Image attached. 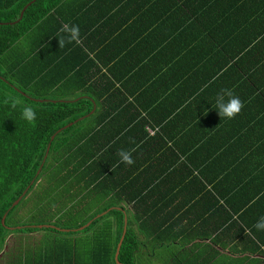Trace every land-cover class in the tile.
<instances>
[{
  "label": "trees",
  "instance_id": "obj_1",
  "mask_svg": "<svg viewBox=\"0 0 264 264\" xmlns=\"http://www.w3.org/2000/svg\"><path fill=\"white\" fill-rule=\"evenodd\" d=\"M30 1L0 0V264H264V0ZM33 189L85 228L9 223Z\"/></svg>",
  "mask_w": 264,
  "mask_h": 264
},
{
  "label": "clouds",
  "instance_id": "obj_2",
  "mask_svg": "<svg viewBox=\"0 0 264 264\" xmlns=\"http://www.w3.org/2000/svg\"><path fill=\"white\" fill-rule=\"evenodd\" d=\"M59 48H63L66 44L78 43L80 39V28L76 24H65L59 30ZM20 103L18 100L12 102V107L15 108ZM245 107L244 102L231 89H221L215 97V109L220 118L234 119L238 116ZM21 118L26 120L29 124H34L37 115L36 110L31 106H23L21 110ZM135 149H121L117 155L120 157V162L128 166L135 163L133 159V152ZM253 227L257 231H264V216L259 217Z\"/></svg>",
  "mask_w": 264,
  "mask_h": 264
},
{
  "label": "rangeland",
  "instance_id": "obj_3",
  "mask_svg": "<svg viewBox=\"0 0 264 264\" xmlns=\"http://www.w3.org/2000/svg\"><path fill=\"white\" fill-rule=\"evenodd\" d=\"M51 97H55L54 94L50 95ZM49 180V178H48ZM48 184V183H47ZM45 184V185H47ZM42 185V184H40ZM35 191L34 189L31 190L30 195L26 196V198L19 204V206L16 208V210L11 214L10 219H9V223L11 224H15V222H35L37 220H46V221H51L52 224L57 223L58 225L62 226V227H66V229L69 228H78L80 229V224L86 222V220L91 218V214L92 212H90V208L86 207V206H81V204H79L76 209L72 210V211H61L60 214L55 215V211L58 210L59 206L53 204V203H49V205H46V212H44L43 214L41 213L42 209L40 208L41 204H43V201L41 200L40 194L41 193H37V192H33ZM62 206V205H61ZM104 208V207H103ZM104 210V209H101ZM41 217V218H40ZM97 228V226L93 227L91 230H89L88 233H79V234H75L73 237L76 238H83L85 237L87 234L91 235L94 230ZM47 232L45 231H41V232H37L34 233V237L35 235L38 237H41V234H45ZM14 234V233H13ZM45 236V235H44ZM13 237V235L10 237V239ZM35 239H37V237H35ZM144 264H148V263H144Z\"/></svg>",
  "mask_w": 264,
  "mask_h": 264
},
{
  "label": "water",
  "instance_id": "obj_4",
  "mask_svg": "<svg viewBox=\"0 0 264 264\" xmlns=\"http://www.w3.org/2000/svg\"><path fill=\"white\" fill-rule=\"evenodd\" d=\"M35 1H36V0H32V1H30V2L24 7V9H23V11H22V13H21V16H20V18H19L18 20H20V19L22 18L23 14H24V11L26 10L27 6H29L30 4H32V3L35 2ZM18 20H17V21H18ZM72 124H73V122H70V123H68L65 127L71 126ZM65 127H64V128H65ZM60 130H61V129H60ZM54 138H55V135H53V136L51 137V141H52ZM50 146H51V143H50L49 146H48V151L50 150ZM22 197H23V195H22L21 197H19V198L15 201V203L13 204V206H15L17 203H19V201L21 200ZM6 217H7V213H6V214L3 216V218H2V222H3L4 224H5V221H6ZM126 224H127V218H125V228H124L123 235H122V237H121V239H120V242H119V244H118V247H117V252H116V255H115L116 259H118V257H119L120 248H121V245H122V243H123L124 237H125L126 232H127ZM39 226H42V225H39ZM85 226H86V225L81 226L80 229L85 228ZM8 227H9V228H12L11 226H8Z\"/></svg>",
  "mask_w": 264,
  "mask_h": 264
},
{
  "label": "crops",
  "instance_id": "obj_5",
  "mask_svg": "<svg viewBox=\"0 0 264 264\" xmlns=\"http://www.w3.org/2000/svg\"><path fill=\"white\" fill-rule=\"evenodd\" d=\"M162 258H168L167 255H163Z\"/></svg>",
  "mask_w": 264,
  "mask_h": 264
},
{
  "label": "bare ground",
  "instance_id": "obj_6",
  "mask_svg": "<svg viewBox=\"0 0 264 264\" xmlns=\"http://www.w3.org/2000/svg\"><path fill=\"white\" fill-rule=\"evenodd\" d=\"M41 10V9H40Z\"/></svg>",
  "mask_w": 264,
  "mask_h": 264
}]
</instances>
